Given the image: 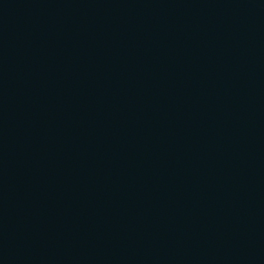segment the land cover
Segmentation results:
<instances>
[{"label": "water", "instance_id": "water-1", "mask_svg": "<svg viewBox=\"0 0 264 264\" xmlns=\"http://www.w3.org/2000/svg\"><path fill=\"white\" fill-rule=\"evenodd\" d=\"M0 264H264V0H0Z\"/></svg>", "mask_w": 264, "mask_h": 264}]
</instances>
